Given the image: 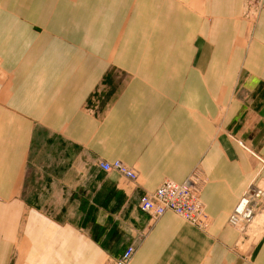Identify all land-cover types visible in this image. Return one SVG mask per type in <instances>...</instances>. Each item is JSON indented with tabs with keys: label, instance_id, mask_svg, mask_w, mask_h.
Listing matches in <instances>:
<instances>
[{
	"label": "crops",
	"instance_id": "obj_1",
	"mask_svg": "<svg viewBox=\"0 0 264 264\" xmlns=\"http://www.w3.org/2000/svg\"><path fill=\"white\" fill-rule=\"evenodd\" d=\"M260 1L0 0V264H113L139 236L129 264H264V225L227 223L264 184ZM111 66L127 76L97 119ZM115 160L138 178L97 165ZM192 174L206 229L138 208Z\"/></svg>",
	"mask_w": 264,
	"mask_h": 264
},
{
	"label": "built area",
	"instance_id": "obj_2",
	"mask_svg": "<svg viewBox=\"0 0 264 264\" xmlns=\"http://www.w3.org/2000/svg\"><path fill=\"white\" fill-rule=\"evenodd\" d=\"M97 165L105 172H117L130 181L137 179L135 169L128 167L119 160L112 162L98 161ZM202 186V180L197 174H192L182 183L165 180L153 191L144 193L138 202V208L149 215L151 219L160 217L167 211L173 212L191 225L206 229L208 218L204 205L200 200L199 193ZM260 191H253L251 195H244L234 210L229 215L227 221L231 226L238 227L242 224H248L251 221L252 213L249 203L254 200V196H259ZM137 237L129 244L119 257L114 259L113 264H129L136 249Z\"/></svg>",
	"mask_w": 264,
	"mask_h": 264
},
{
	"label": "rangeland",
	"instance_id": "obj_3",
	"mask_svg": "<svg viewBox=\"0 0 264 264\" xmlns=\"http://www.w3.org/2000/svg\"><path fill=\"white\" fill-rule=\"evenodd\" d=\"M261 4L262 3L260 0H254L252 4L253 6L250 5L247 7V9L251 12V15H255V13L258 11V8L260 7ZM245 8H246V5H245ZM126 76H127V71L111 66L107 70V72L102 75L101 79L94 85V87L90 91L88 98L84 102L83 109L86 111V113L89 114L91 117H94L97 119L100 118L104 113V109H106L108 105H112L116 92L118 88L121 87V85L123 84ZM36 155L38 156V154H34L33 158H35ZM41 155L42 154H40V157ZM31 163L33 162L31 161ZM137 178H138V175H137ZM169 181H172V180H169ZM254 187L255 185H252L248 189V191L240 197L241 199L244 195L245 196L251 195L253 191H257V190L260 191L259 196L256 197L255 195H253L254 200L251 201V203H249V208L252 213L251 221L248 224L245 223V224L239 225L238 227L230 225L231 227H234L240 231L244 229L242 232H246L250 236L257 233L259 229L263 227L264 225V191H263L264 184L261 183L259 185V188H254ZM37 189L32 188V190L27 191L26 193L24 192L22 193V195L26 197L28 201H30L33 199V197H35L36 193H39ZM200 193H201V189H200ZM200 193H199V197H200ZM240 199L238 200L237 204L239 203Z\"/></svg>",
	"mask_w": 264,
	"mask_h": 264
},
{
	"label": "bare ground",
	"instance_id": "obj_4",
	"mask_svg": "<svg viewBox=\"0 0 264 264\" xmlns=\"http://www.w3.org/2000/svg\"><path fill=\"white\" fill-rule=\"evenodd\" d=\"M163 182H164V181H162L160 184H162ZM160 184H159V185H160Z\"/></svg>",
	"mask_w": 264,
	"mask_h": 264
}]
</instances>
